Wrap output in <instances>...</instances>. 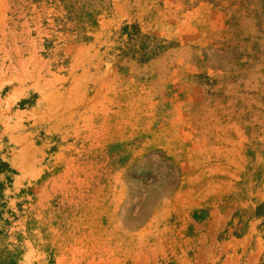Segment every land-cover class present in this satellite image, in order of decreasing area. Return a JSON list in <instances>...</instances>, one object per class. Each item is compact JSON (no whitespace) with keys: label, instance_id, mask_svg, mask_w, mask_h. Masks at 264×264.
<instances>
[{"label":"rangeland","instance_id":"1","mask_svg":"<svg viewBox=\"0 0 264 264\" xmlns=\"http://www.w3.org/2000/svg\"><path fill=\"white\" fill-rule=\"evenodd\" d=\"M0 264H264V0H0Z\"/></svg>","mask_w":264,"mask_h":264}]
</instances>
